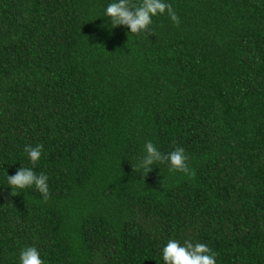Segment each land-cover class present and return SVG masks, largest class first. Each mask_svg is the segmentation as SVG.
Returning a JSON list of instances; mask_svg holds the SVG:
<instances>
[{
    "label": "trees",
    "instance_id": "16d2710c",
    "mask_svg": "<svg viewBox=\"0 0 264 264\" xmlns=\"http://www.w3.org/2000/svg\"><path fill=\"white\" fill-rule=\"evenodd\" d=\"M112 2L0 0V264L28 247L165 264L169 240L264 264V0H164L179 26L165 13L138 36L112 28ZM148 141L183 147L194 176L136 173ZM23 166L47 175V202L11 195Z\"/></svg>",
    "mask_w": 264,
    "mask_h": 264
},
{
    "label": "clouds",
    "instance_id": "9594fccd",
    "mask_svg": "<svg viewBox=\"0 0 264 264\" xmlns=\"http://www.w3.org/2000/svg\"><path fill=\"white\" fill-rule=\"evenodd\" d=\"M165 13L178 27L179 17L171 4L165 3L164 0H140V3H135L133 0H118L107 6L105 15L109 18L112 28L125 26L130 29L132 35L138 36L149 32L153 17ZM43 147L42 144L25 147L24 150L33 167L40 160ZM144 147L145 155L137 166L132 165L136 173L138 168H143L148 174L157 163L168 162L169 172L194 176L188 166V156L183 147H176L168 155H163L151 141H148ZM7 182L12 189V196H17L23 190L34 186L42 194L45 202L50 197L47 175L44 173L37 175L32 168L23 166L14 175H7ZM17 189L20 192L15 191ZM162 256L165 264H216L215 252L203 243L193 244L191 241H185L181 246L178 241L169 240L163 248ZM20 264H44V261L35 247H28L20 254Z\"/></svg>",
    "mask_w": 264,
    "mask_h": 264
}]
</instances>
